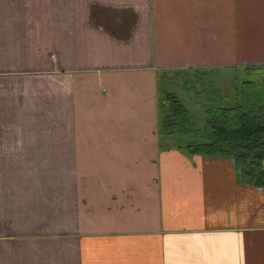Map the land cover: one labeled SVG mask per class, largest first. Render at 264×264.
Returning a JSON list of instances; mask_svg holds the SVG:
<instances>
[{
  "label": "crops",
  "instance_id": "0c3cea01",
  "mask_svg": "<svg viewBox=\"0 0 264 264\" xmlns=\"http://www.w3.org/2000/svg\"><path fill=\"white\" fill-rule=\"evenodd\" d=\"M245 64L264 0H0V264H264V186L156 129L164 72Z\"/></svg>",
  "mask_w": 264,
  "mask_h": 264
},
{
  "label": "trees",
  "instance_id": "16d2710c",
  "mask_svg": "<svg viewBox=\"0 0 264 264\" xmlns=\"http://www.w3.org/2000/svg\"><path fill=\"white\" fill-rule=\"evenodd\" d=\"M237 67L245 79L234 88L235 103L227 106L222 97L211 95L201 119L168 88L172 78L162 74L156 93L157 134L187 155L231 158L243 183L264 186V64Z\"/></svg>",
  "mask_w": 264,
  "mask_h": 264
},
{
  "label": "rangeland",
  "instance_id": "374dc122",
  "mask_svg": "<svg viewBox=\"0 0 264 264\" xmlns=\"http://www.w3.org/2000/svg\"><path fill=\"white\" fill-rule=\"evenodd\" d=\"M170 76L169 89L178 93L179 98L197 119L203 116V106L208 97H222L224 104L232 106L235 103L234 88L245 76L240 67L228 69H185V71L164 72ZM211 98V97H210Z\"/></svg>",
  "mask_w": 264,
  "mask_h": 264
}]
</instances>
